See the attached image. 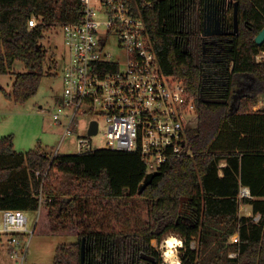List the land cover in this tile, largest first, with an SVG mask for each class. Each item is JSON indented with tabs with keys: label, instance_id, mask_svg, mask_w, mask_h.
<instances>
[{
	"label": "trees",
	"instance_id": "trees-1",
	"mask_svg": "<svg viewBox=\"0 0 264 264\" xmlns=\"http://www.w3.org/2000/svg\"><path fill=\"white\" fill-rule=\"evenodd\" d=\"M213 1L220 0H158L145 9L163 69L185 78L199 114L187 131L189 151L171 156L141 193L149 173L136 151L52 155L41 143L23 152L13 134L0 138V209L41 205L36 229L41 222L52 233L78 236L56 247L54 264H82L84 239L86 264H131L132 249L161 260L151 240L167 231L184 237L181 264H264V107L253 109L264 93V60L256 58L264 43L255 40L264 28V0H223L233 28L236 1L239 9V32L229 47L234 68L227 74L244 89L233 104L201 97L208 82L196 63L195 41L199 15ZM80 10L79 0H0V76L16 61L27 68L17 73L13 92L4 91L7 98L23 103L38 92L48 61L40 40L57 24L78 20ZM34 14L46 24L29 27ZM58 173L72 177L66 192L46 185ZM243 188L250 196H240ZM242 203L252 206L253 216L240 215ZM235 233L238 241H230Z\"/></svg>",
	"mask_w": 264,
	"mask_h": 264
},
{
	"label": "built area",
	"instance_id": "built-area-1",
	"mask_svg": "<svg viewBox=\"0 0 264 264\" xmlns=\"http://www.w3.org/2000/svg\"><path fill=\"white\" fill-rule=\"evenodd\" d=\"M79 1L81 17L57 24L68 54L62 71L64 94L59 112L54 113L55 122L68 135L76 130L78 116L91 117L87 134L77 139L80 154L100 149L93 137L99 131L95 116H103L105 148L136 151L145 160L148 173L158 171L171 156L189 151L187 131L199 114L185 78L167 73L160 63L144 18L145 9L158 0ZM40 24H46L41 15L29 19L31 28ZM113 46L120 50L117 57ZM261 102L264 105V97ZM94 120L98 131L90 135ZM240 196H250V190L243 188ZM46 200L42 190L40 202ZM37 211L41 212V205ZM0 212V243L6 245L10 257L23 264L39 218L30 229L26 210L4 208Z\"/></svg>",
	"mask_w": 264,
	"mask_h": 264
},
{
	"label": "rangeland",
	"instance_id": "rangeland-1",
	"mask_svg": "<svg viewBox=\"0 0 264 264\" xmlns=\"http://www.w3.org/2000/svg\"><path fill=\"white\" fill-rule=\"evenodd\" d=\"M40 43L48 52V61L45 64V76L34 96L23 103H18L5 96L4 91L13 92L17 73L27 69L22 61H16L10 73L0 76V138L13 134L17 151L27 152L41 143L44 149L52 155L56 152L62 154L77 153L78 136L87 134L91 117L78 116L76 130L68 135H64V126L57 124L54 119V113L59 112L60 97L64 94L62 71L68 54L61 28L58 25L55 26L45 34ZM112 52L114 57H117L120 50L113 46ZM260 54L262 55L260 59L264 60V51ZM263 97L264 93L260 94L258 103L253 106L254 110L264 107L261 102ZM67 110L65 109L63 113H66ZM95 117L99 121V131L94 135L93 143L96 147L105 148L107 145L106 121L103 116ZM48 184L56 191L66 192L74 182L70 175L58 173L54 179H46V185ZM26 214L29 228L32 229L41 214L37 210H27ZM240 215L253 216L252 206L242 203ZM258 218L259 216L256 215L255 219ZM48 228L47 225L44 226L41 222L39 223L30 238L28 253L23 264H54L56 247L59 244L78 240V236L73 233H52ZM171 234L176 235L183 242V246L176 249L182 263V255L186 250L184 237L175 231H167L160 239L151 241L154 247L159 250L161 264H165L164 253L167 250L164 247V240ZM238 237V233H235L230 236V241H238ZM192 246L193 248L198 246L197 237L192 241ZM235 254V252L231 253V255ZM0 264H20L16 258L9 256L6 245L2 243H0Z\"/></svg>",
	"mask_w": 264,
	"mask_h": 264
},
{
	"label": "flooded vegetation",
	"instance_id": "flooded-vegetation-1",
	"mask_svg": "<svg viewBox=\"0 0 264 264\" xmlns=\"http://www.w3.org/2000/svg\"><path fill=\"white\" fill-rule=\"evenodd\" d=\"M231 14V7L225 1L208 2L205 6L203 18L199 15L195 47L197 48L196 63L202 68L205 83L208 82L206 86H202L201 96L221 98L220 95H225L224 98L228 100V103L233 104L244 87L241 82L227 74L228 69L232 72L234 68L229 47L233 37L237 34L230 33L234 31L235 24L233 28L226 23V17ZM207 32H210V34H207ZM186 47L187 45H185V50ZM197 55L199 59H197ZM153 239L158 240V238ZM156 250L159 253V250ZM132 251L131 264H161L160 258L156 255L141 252V255L136 256V251L133 249Z\"/></svg>",
	"mask_w": 264,
	"mask_h": 264
},
{
	"label": "water",
	"instance_id": "water-1",
	"mask_svg": "<svg viewBox=\"0 0 264 264\" xmlns=\"http://www.w3.org/2000/svg\"><path fill=\"white\" fill-rule=\"evenodd\" d=\"M234 24H235V29L234 31H231L230 33H238L239 32V9H238V2H235V9H234ZM207 34H210V32H207ZM256 43L261 45L264 43V28L258 33V35L255 38ZM199 56L197 55V59ZM202 99L205 102H209V103H227L228 100L226 98H205L203 95L201 96ZM98 131V122L96 120H94L91 123L90 129H89V134H95ZM161 171H155L152 173H149L146 180L143 182L141 188H140V193L144 190V188L152 182L153 178L157 175L160 174ZM82 264H86L85 263V239L82 242Z\"/></svg>",
	"mask_w": 264,
	"mask_h": 264
},
{
	"label": "clouds",
	"instance_id": "clouds-1",
	"mask_svg": "<svg viewBox=\"0 0 264 264\" xmlns=\"http://www.w3.org/2000/svg\"><path fill=\"white\" fill-rule=\"evenodd\" d=\"M168 251L164 253L165 264H181L176 249L183 246V242L175 236H170L164 242Z\"/></svg>",
	"mask_w": 264,
	"mask_h": 264
},
{
	"label": "bare ground",
	"instance_id": "bare-ground-1",
	"mask_svg": "<svg viewBox=\"0 0 264 264\" xmlns=\"http://www.w3.org/2000/svg\"><path fill=\"white\" fill-rule=\"evenodd\" d=\"M170 236H175L176 238H178L176 235H173V234H171V235H169V236H167V238L164 240V242L168 239V237H170ZM178 239H180V238H178ZM181 240V239H180ZM164 247L167 249V246L164 244ZM168 251V249L165 251V252H167Z\"/></svg>",
	"mask_w": 264,
	"mask_h": 264
}]
</instances>
